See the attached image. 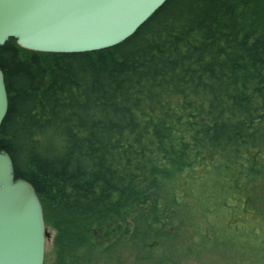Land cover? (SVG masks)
<instances>
[{"label": "trees", "instance_id": "obj_1", "mask_svg": "<svg viewBox=\"0 0 264 264\" xmlns=\"http://www.w3.org/2000/svg\"><path fill=\"white\" fill-rule=\"evenodd\" d=\"M0 70L44 264H264V0H167L90 53L9 39Z\"/></svg>", "mask_w": 264, "mask_h": 264}, {"label": "water", "instance_id": "obj_2", "mask_svg": "<svg viewBox=\"0 0 264 264\" xmlns=\"http://www.w3.org/2000/svg\"><path fill=\"white\" fill-rule=\"evenodd\" d=\"M167 0H0V46L9 39L40 53H90L119 45ZM8 95L0 70V127ZM46 229L39 196L16 179L0 152V264H44Z\"/></svg>", "mask_w": 264, "mask_h": 264}, {"label": "rangeland", "instance_id": "obj_3", "mask_svg": "<svg viewBox=\"0 0 264 264\" xmlns=\"http://www.w3.org/2000/svg\"><path fill=\"white\" fill-rule=\"evenodd\" d=\"M50 238H47L46 239V242H45V250L47 249V247L49 246V243H50ZM223 258H225V256H223ZM209 262L208 264H218L217 262H215L214 260L213 261H207ZM182 264H186V263H182ZM188 264H194V263H188Z\"/></svg>", "mask_w": 264, "mask_h": 264}]
</instances>
